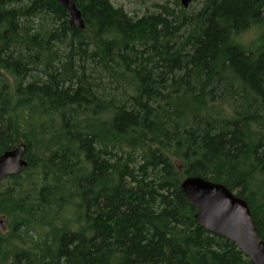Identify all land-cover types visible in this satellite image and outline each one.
I'll use <instances>...</instances> for the list:
<instances>
[{"label":"trees","instance_id":"16d2710c","mask_svg":"<svg viewBox=\"0 0 264 264\" xmlns=\"http://www.w3.org/2000/svg\"><path fill=\"white\" fill-rule=\"evenodd\" d=\"M0 0V264H254L196 220L187 176L245 199L264 240V0ZM260 26L250 44L239 36Z\"/></svg>","mask_w":264,"mask_h":264},{"label":"water","instance_id":"95a60500","mask_svg":"<svg viewBox=\"0 0 264 264\" xmlns=\"http://www.w3.org/2000/svg\"><path fill=\"white\" fill-rule=\"evenodd\" d=\"M69 13L72 28H85L82 12L76 0H57ZM191 0H182L185 7ZM27 145L0 154V183L8 176L16 175L28 167L25 158ZM189 202L197 208L196 220L209 232L221 235L232 242L254 263L264 264V240L248 202L226 185L201 176H187L180 185ZM7 229L6 220L0 218V230Z\"/></svg>","mask_w":264,"mask_h":264},{"label":"rangeland","instance_id":"374dc122","mask_svg":"<svg viewBox=\"0 0 264 264\" xmlns=\"http://www.w3.org/2000/svg\"><path fill=\"white\" fill-rule=\"evenodd\" d=\"M115 6H122L131 15L142 16L147 11L156 10V5L166 2V0H112ZM171 3L174 0H168ZM187 9H195L200 7V0H191ZM261 27L254 26L246 32L242 33L238 40L243 44L254 42L260 35ZM2 218V217H0ZM7 224V222H6Z\"/></svg>","mask_w":264,"mask_h":264}]
</instances>
